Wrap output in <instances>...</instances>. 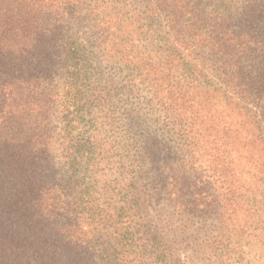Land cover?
<instances>
[{"label":"trees","instance_id":"trees-1","mask_svg":"<svg viewBox=\"0 0 264 264\" xmlns=\"http://www.w3.org/2000/svg\"><path fill=\"white\" fill-rule=\"evenodd\" d=\"M158 195L203 264L259 262L264 0H0V264H147Z\"/></svg>","mask_w":264,"mask_h":264},{"label":"rangeland","instance_id":"rangeland-1","mask_svg":"<svg viewBox=\"0 0 264 264\" xmlns=\"http://www.w3.org/2000/svg\"><path fill=\"white\" fill-rule=\"evenodd\" d=\"M103 123V119L100 120ZM102 125L103 133L101 134V153L99 156L100 164L99 167L103 168L106 161L114 159L113 152L109 150L110 138L106 137V125ZM117 166L108 167L103 169V177L101 179L100 194L96 195L97 200L107 205L106 216L115 214L119 210L121 204L120 197L124 195L123 187L127 183L128 176H124L127 180L118 179ZM218 188V186H217ZM218 190H220L218 188ZM159 196V195H158ZM160 197V196H159ZM254 204V200H252ZM143 215L152 222V229L148 232L150 238V244H154L151 248L152 251L148 250L138 256L139 259H143L147 264H203L198 259L196 254L195 244H200L201 240H207L208 236L192 234L190 223L186 224V227H182V210L178 209L176 204L167 198H146L143 203ZM114 208V209H111ZM252 215L255 216V212L251 211ZM118 214V213H116ZM252 216V217H253ZM107 220L104 219V223ZM109 224V222H107ZM187 229L189 232L187 233ZM112 226L108 225V231L112 232ZM89 229L84 228V232H88ZM252 236H260V232L252 231ZM254 234V235H253ZM146 235V236H147ZM211 234L210 236H213ZM255 237V236H254ZM154 238V239H153ZM258 239L257 237H255ZM193 245H187V244ZM264 246V245H262ZM254 252H260L259 262L255 264H264V250L261 246L255 248ZM254 262V261H253ZM254 264V263H253Z\"/></svg>","mask_w":264,"mask_h":264}]
</instances>
